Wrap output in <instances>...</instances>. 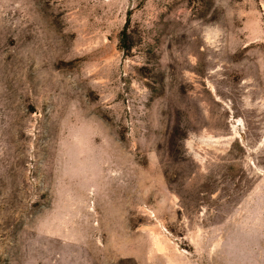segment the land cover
Listing matches in <instances>:
<instances>
[{
	"label": "rangeland",
	"instance_id": "1",
	"mask_svg": "<svg viewBox=\"0 0 264 264\" xmlns=\"http://www.w3.org/2000/svg\"><path fill=\"white\" fill-rule=\"evenodd\" d=\"M0 264H264V0H0Z\"/></svg>",
	"mask_w": 264,
	"mask_h": 264
},
{
	"label": "trees",
	"instance_id": "2",
	"mask_svg": "<svg viewBox=\"0 0 264 264\" xmlns=\"http://www.w3.org/2000/svg\"><path fill=\"white\" fill-rule=\"evenodd\" d=\"M129 16L127 17V22H126V24H125V27H124V29H123V31H122V37H121V42H122V45H121V48H123V49H127V45H126V43H125V39H126V32H127V26H128V24H129Z\"/></svg>",
	"mask_w": 264,
	"mask_h": 264
}]
</instances>
